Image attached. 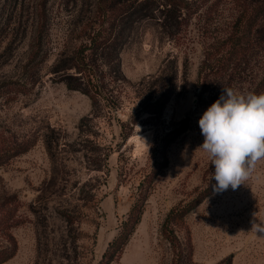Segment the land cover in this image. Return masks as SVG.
Wrapping results in <instances>:
<instances>
[{
    "label": "rangeland",
    "instance_id": "1",
    "mask_svg": "<svg viewBox=\"0 0 264 264\" xmlns=\"http://www.w3.org/2000/svg\"><path fill=\"white\" fill-rule=\"evenodd\" d=\"M110 1L0 0V155L35 141L0 156V255L16 247L1 264H99L140 199V222L111 264H264V235L251 231L264 221V160L235 190L191 207L215 181L199 119L223 88L254 93L264 80V43L231 56L240 0H155L173 1L171 12L161 4L135 25L121 53L122 107L95 116L51 69L84 27L109 26ZM185 124L161 167V146ZM52 128L55 165L42 138Z\"/></svg>",
    "mask_w": 264,
    "mask_h": 264
},
{
    "label": "trees",
    "instance_id": "2",
    "mask_svg": "<svg viewBox=\"0 0 264 264\" xmlns=\"http://www.w3.org/2000/svg\"><path fill=\"white\" fill-rule=\"evenodd\" d=\"M168 1V0H167ZM108 0H103L106 4ZM170 2V1H169ZM173 3V1H171ZM172 3H158L155 0H112L108 4V10H111L112 18L107 28L103 26L104 21L93 24L82 29V36L87 34L85 40L75 43L71 47L60 52L58 61L53 65L51 72L55 74V81L63 82L72 91H79L90 98L92 103V114L97 115L104 108L111 116L122 107L123 88L128 79L122 71L121 53L128 44L130 36L135 25L148 17H153L155 10L159 5H164L166 12H171L167 7ZM240 11L235 22L234 31L229 38L231 56L242 55L248 52L254 44L264 43V0H240ZM102 15H105L103 12ZM105 19V18H104ZM101 20V19H100ZM98 56L105 61L98 63ZM112 63V64H111ZM107 64H111L107 70H104ZM170 91L162 93L158 102L162 110L167 104ZM255 94L264 93V80L259 84L254 92ZM107 96V97H106ZM110 98V101H109ZM92 115V116H93ZM90 118H84L79 126L80 131L84 132V123L90 122ZM136 124V121L134 122ZM122 126H126L123 124ZM92 128V127H90ZM188 129L185 124L176 131L170 133L164 144L161 146V158L164 162L161 167L168 163L167 148L177 136ZM86 130V129H85ZM55 130L50 129L42 136L45 148L53 165L56 164L55 149L60 146V139L53 137ZM52 132V134H51ZM91 132V131H88ZM123 132L125 141L130 135L129 131ZM34 138L25 136L19 142L8 146L2 158L10 159L20 154L26 153L34 145ZM158 171L153 172L154 175ZM217 182L213 181L207 189L202 192L198 199L192 204V208L198 206L215 189ZM143 200V199H142ZM142 200L135 203L131 209L126 221L122 224L120 234L109 244L105 251L102 261L99 264H111L118 256L124 246L127 244L130 236L134 232L136 225L140 222L142 215ZM182 213L181 216H183ZM173 218H176L173 217ZM172 219V217L170 218ZM16 247L6 250L0 255V264L14 256ZM222 264H232V258L226 259Z\"/></svg>",
    "mask_w": 264,
    "mask_h": 264
},
{
    "label": "clouds",
    "instance_id": "3",
    "mask_svg": "<svg viewBox=\"0 0 264 264\" xmlns=\"http://www.w3.org/2000/svg\"><path fill=\"white\" fill-rule=\"evenodd\" d=\"M204 137L202 148L215 171L216 191L243 184L264 160V93H223L198 121ZM251 231L264 235V221L252 223Z\"/></svg>",
    "mask_w": 264,
    "mask_h": 264
}]
</instances>
